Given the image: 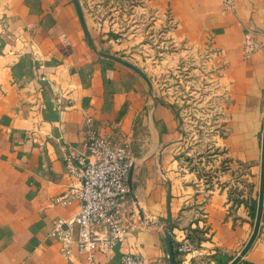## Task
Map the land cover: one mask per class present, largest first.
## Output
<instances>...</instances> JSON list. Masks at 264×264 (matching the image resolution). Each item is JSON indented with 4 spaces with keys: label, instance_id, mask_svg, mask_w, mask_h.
Returning a JSON list of instances; mask_svg holds the SVG:
<instances>
[{
    "label": "crops",
    "instance_id": "crops-1",
    "mask_svg": "<svg viewBox=\"0 0 264 264\" xmlns=\"http://www.w3.org/2000/svg\"><path fill=\"white\" fill-rule=\"evenodd\" d=\"M160 1L182 31L193 23L194 38L212 36L233 57L247 108L231 118L226 160H204L196 147L191 157L182 140L175 143V116L156 111L144 77L110 57L121 53L88 13L86 33L75 0H0V264H88L76 225L69 256L51 232L80 210L79 201L58 198L78 182L68 158L87 155L92 135L130 146L132 168L133 228L95 253L98 264H121L128 253L169 256V231L177 264H230L245 247L262 170L264 0ZM250 39L259 47L245 56ZM98 232L105 236L101 226ZM185 238L191 252L178 249ZM237 264H264V213Z\"/></svg>",
    "mask_w": 264,
    "mask_h": 264
},
{
    "label": "rangeland",
    "instance_id": "rangeland-1",
    "mask_svg": "<svg viewBox=\"0 0 264 264\" xmlns=\"http://www.w3.org/2000/svg\"><path fill=\"white\" fill-rule=\"evenodd\" d=\"M79 1L84 17L85 13L90 16L93 29L103 33L119 49L120 58L135 66L148 82L156 111H170L175 116L172 127L180 133L175 143L182 140L192 152L188 154L191 157L196 147L202 150L204 160L217 154L226 160L227 128L234 113L243 112L247 103L244 108L234 85L233 57L225 51L222 41L212 36L194 38L193 23L182 31L173 9L161 7L160 0ZM191 19L193 16L189 15L188 21ZM242 44L245 56L259 47L251 39ZM159 144L161 147L162 141ZM180 158L177 153L176 161ZM236 177H242V168L236 169ZM261 185L262 170L260 190ZM258 211L259 203L248 242L256 228Z\"/></svg>",
    "mask_w": 264,
    "mask_h": 264
},
{
    "label": "built area",
    "instance_id": "built-area-1",
    "mask_svg": "<svg viewBox=\"0 0 264 264\" xmlns=\"http://www.w3.org/2000/svg\"><path fill=\"white\" fill-rule=\"evenodd\" d=\"M129 146L117 145L110 140L92 135L88 141V154L73 155L68 165L78 177V182L63 193L58 201L69 205L80 202V210L73 221L61 220L55 225L51 236L62 244L65 256L70 255L74 242L73 225L79 229V246L88 254V264H98L95 253L107 252L132 230L127 219L131 199V161ZM101 226L105 236H100ZM179 251L191 252L188 239L180 242ZM121 264H170L169 256L148 260L139 254H125Z\"/></svg>",
    "mask_w": 264,
    "mask_h": 264
},
{
    "label": "water",
    "instance_id": "water-1",
    "mask_svg": "<svg viewBox=\"0 0 264 264\" xmlns=\"http://www.w3.org/2000/svg\"><path fill=\"white\" fill-rule=\"evenodd\" d=\"M75 2H76V5L78 7L79 13L81 15L82 23H83V26L85 28V31L87 34H89L90 32H89L88 25L86 23V20H85V17H84L82 8H81L80 1L75 0ZM110 57L115 58L116 60L138 70L135 66H133L132 64L128 63L127 61H125L124 59H122L118 56H110ZM131 179H132V169H131V175H130V185H131ZM131 189H132V185H131ZM263 207H264V142H263V157H262V185H261V190H260L259 211H258L256 228H255V231H254L250 241L247 243L246 247L243 249V251L240 253V255H238L234 259V261L230 264H237L242 259V257L248 252V250L251 248L252 244L254 243V240H255V238L259 232V229H260V225H261V221H262V215H263ZM167 243H168L170 264H177L173 245H172V233L170 231L167 233Z\"/></svg>",
    "mask_w": 264,
    "mask_h": 264
}]
</instances>
